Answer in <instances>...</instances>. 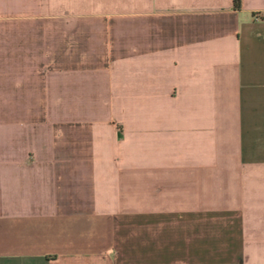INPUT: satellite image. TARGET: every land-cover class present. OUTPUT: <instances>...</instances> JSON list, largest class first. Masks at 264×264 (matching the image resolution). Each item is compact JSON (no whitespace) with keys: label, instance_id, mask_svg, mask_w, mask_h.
<instances>
[{"label":"crops","instance_id":"1","mask_svg":"<svg viewBox=\"0 0 264 264\" xmlns=\"http://www.w3.org/2000/svg\"><path fill=\"white\" fill-rule=\"evenodd\" d=\"M0 264H264V0H0Z\"/></svg>","mask_w":264,"mask_h":264},{"label":"trees","instance_id":"2","mask_svg":"<svg viewBox=\"0 0 264 264\" xmlns=\"http://www.w3.org/2000/svg\"><path fill=\"white\" fill-rule=\"evenodd\" d=\"M232 3L235 7L239 5V0H232Z\"/></svg>","mask_w":264,"mask_h":264},{"label":"built area","instance_id":"3","mask_svg":"<svg viewBox=\"0 0 264 264\" xmlns=\"http://www.w3.org/2000/svg\"><path fill=\"white\" fill-rule=\"evenodd\" d=\"M259 16H258V14H253V18H258Z\"/></svg>","mask_w":264,"mask_h":264}]
</instances>
